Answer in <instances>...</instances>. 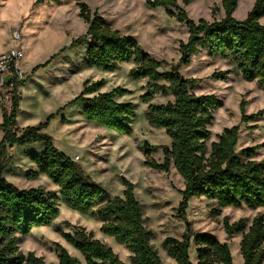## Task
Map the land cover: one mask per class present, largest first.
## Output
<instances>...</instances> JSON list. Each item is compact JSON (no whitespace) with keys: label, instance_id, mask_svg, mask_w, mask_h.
I'll list each match as a JSON object with an SVG mask.
<instances>
[{"label":"rangeland","instance_id":"obj_1","mask_svg":"<svg viewBox=\"0 0 264 264\" xmlns=\"http://www.w3.org/2000/svg\"><path fill=\"white\" fill-rule=\"evenodd\" d=\"M79 2L86 3L91 13H99L122 35L134 38L152 58L163 61L160 71L179 65V47L181 42L189 39L188 28L170 16L166 8L150 7L147 0H0V52L13 47L12 32L16 29L21 33L20 45L25 50L21 79L24 83L17 88L20 96L18 125L29 127L48 122L42 132L51 136L57 149L76 159L85 174L105 188L111 197L123 195V178L131 181L136 198L145 206L146 226L154 234L151 243L162 264H176L163 247L164 239L168 236L182 238L188 225L193 232L189 250L192 264L198 261L194 241V235L198 233L227 243L233 264H243L240 251L243 233L227 234L224 221L233 223L244 219V231H247L255 216H264V206L220 208L208 197H193L182 216L183 178L173 162L168 172L161 171L147 165L144 155L148 143L151 157L162 163L164 148H171V138L166 130L152 127L145 112L150 103H166L172 97L157 93L150 101H145L147 79L130 75L135 66L132 61L123 62L112 71L84 66L89 42L74 43L86 34L88 27L79 15ZM255 2L239 0L233 16L243 20ZM178 3L196 22L225 17L221 0H178ZM178 67L183 78L196 80L191 84L194 93L212 94L222 101V105L213 111L208 144L216 141L225 128L238 126L236 151L242 160L247 159L242 154L246 147L255 148L254 159L264 160V87L237 73L228 59L210 56L204 49L194 54L188 64ZM86 80H103V92L116 87L127 91L117 99L135 105L130 134L89 122L83 104L72 103L81 94ZM2 107L11 110L12 102L0 103V124L3 123ZM52 114L53 117L48 119ZM244 114L253 118L244 121ZM17 133L20 135L22 130ZM3 137L4 131L0 127V142ZM12 148L8 149L11 160L3 177L20 189L40 187L56 194L60 209L50 224L34 226L28 234L19 235V248L24 254L32 251L43 257L46 264H59L56 244H61L81 264H86L81 252L63 236V233H73L82 226L93 231L95 237L111 246L123 262L130 264L129 250L101 231L100 220L68 206L59 194V187L47 175H28L37 169L30 155L42 153L43 142Z\"/></svg>","mask_w":264,"mask_h":264},{"label":"trees","instance_id":"obj_2","mask_svg":"<svg viewBox=\"0 0 264 264\" xmlns=\"http://www.w3.org/2000/svg\"><path fill=\"white\" fill-rule=\"evenodd\" d=\"M238 1L221 0L225 12L221 20L200 19L198 22L188 16L178 0H147V4L166 8L170 16L187 26L189 39L180 43L178 66L188 64L194 54L204 49L210 56L228 59L237 73L264 87V22H261L264 0H256L243 20L233 16ZM79 7V15L88 27L86 34L74 43L89 42L84 66L112 71L121 63L132 61L135 66L130 75L147 79L145 101H150L157 93L172 97L166 103H150L145 112L152 127L166 130L171 138V148H164L162 163L151 157L148 143L144 155L147 165L161 171L168 172L173 162L183 178L182 216L193 197H208L220 208L246 206L256 209L264 206V160L253 158L254 147L243 149L242 154L247 159L242 160L236 151L239 127L225 128L217 135L216 141L208 144L213 111L222 105V101L212 94L194 93L191 84L196 80L183 78L178 66L160 71L164 62L152 58L134 38L122 35L99 13H91L86 3L79 2ZM23 83H17L16 88ZM103 85V80H86L81 94L72 103L83 104L89 122L130 134L135 105L118 101L117 98L127 92L122 87L101 92ZM16 88L11 110L1 108L3 123L0 127L4 137L0 142V264H46L43 257L34 252L24 254L20 250L19 235H26L34 226L50 224L57 218L60 212L57 195L40 187L20 189L3 177L11 160L8 149L35 142H43L44 150L30 155L37 167L28 173L30 177L39 173L47 175L59 187V194L68 206L100 220L101 231L129 250L130 264H162L151 243L154 234L146 226L145 206L136 198L134 184L123 178V195L111 197L105 188L85 174L76 160L55 147L51 136L42 132L48 122L26 127L18 135L20 96ZM51 117L53 114L48 119ZM251 118L253 116L244 114L242 119ZM245 227L244 219L233 223L224 221L227 234L243 233L240 243L243 264H264V216H255L247 231H244ZM192 235L188 225L182 238L168 236L164 239L163 247L176 264H192L189 254ZM63 236L81 252L86 264H126L111 246L82 226L73 233H63ZM194 241L197 264H233L227 243L200 233L194 235ZM56 253L59 264H81L61 244H56Z\"/></svg>","mask_w":264,"mask_h":264},{"label":"built area","instance_id":"obj_3","mask_svg":"<svg viewBox=\"0 0 264 264\" xmlns=\"http://www.w3.org/2000/svg\"><path fill=\"white\" fill-rule=\"evenodd\" d=\"M12 39L13 47L0 53V103L12 102L17 83L22 81L24 73L25 50L20 45L21 33L19 30L16 29L12 32ZM7 76H10L8 80Z\"/></svg>","mask_w":264,"mask_h":264},{"label":"crops","instance_id":"obj_4","mask_svg":"<svg viewBox=\"0 0 264 264\" xmlns=\"http://www.w3.org/2000/svg\"><path fill=\"white\" fill-rule=\"evenodd\" d=\"M0 53H1V52H0ZM100 91L103 92L102 90H100ZM19 104H20V102H19ZM7 109H8V108H7ZM8 110H10V109H8ZM18 110H19V108H18ZM17 114H18V112H17ZM17 127H20L19 130H23L24 128H26V127H24V126H23V127L19 126V125H18V122H17ZM12 150H13V148L11 149V151H12ZM75 160H76V159H75ZM33 166H34V165H33ZM35 166H36V165H35ZM100 240L103 241V239H100ZM110 244H111V243H110Z\"/></svg>","mask_w":264,"mask_h":264}]
</instances>
